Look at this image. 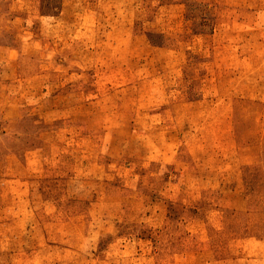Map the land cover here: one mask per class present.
<instances>
[{"label":"rangeland","instance_id":"rangeland-1","mask_svg":"<svg viewBox=\"0 0 264 264\" xmlns=\"http://www.w3.org/2000/svg\"><path fill=\"white\" fill-rule=\"evenodd\" d=\"M0 264H264V0H0Z\"/></svg>","mask_w":264,"mask_h":264}]
</instances>
